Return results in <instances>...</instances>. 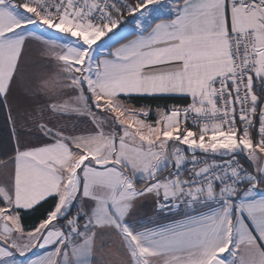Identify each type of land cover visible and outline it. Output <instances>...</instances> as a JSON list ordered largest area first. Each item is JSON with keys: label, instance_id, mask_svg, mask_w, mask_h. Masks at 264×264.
<instances>
[{"label": "snow or ice", "instance_id": "obj_1", "mask_svg": "<svg viewBox=\"0 0 264 264\" xmlns=\"http://www.w3.org/2000/svg\"><path fill=\"white\" fill-rule=\"evenodd\" d=\"M0 117V264H264V0H0Z\"/></svg>", "mask_w": 264, "mask_h": 264}, {"label": "trees", "instance_id": "obj_2", "mask_svg": "<svg viewBox=\"0 0 264 264\" xmlns=\"http://www.w3.org/2000/svg\"><path fill=\"white\" fill-rule=\"evenodd\" d=\"M2 124H3L2 117H0V129H2Z\"/></svg>", "mask_w": 264, "mask_h": 264}, {"label": "rangeland", "instance_id": "obj_3", "mask_svg": "<svg viewBox=\"0 0 264 264\" xmlns=\"http://www.w3.org/2000/svg\"><path fill=\"white\" fill-rule=\"evenodd\" d=\"M104 39H106V38H104Z\"/></svg>", "mask_w": 264, "mask_h": 264}]
</instances>
